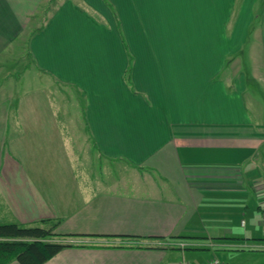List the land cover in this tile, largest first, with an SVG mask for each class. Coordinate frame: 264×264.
<instances>
[{
    "label": "crops",
    "instance_id": "1",
    "mask_svg": "<svg viewBox=\"0 0 264 264\" xmlns=\"http://www.w3.org/2000/svg\"><path fill=\"white\" fill-rule=\"evenodd\" d=\"M219 4L232 5L229 19L244 22L242 36H246L253 22H258L253 29L257 43L250 50L249 74L244 73L242 61L235 60L234 55L228 58L232 60L230 63L225 60L216 70L212 64L204 65L199 57L194 61L193 74L181 71L186 69V63L171 67L180 71L170 73L176 86L170 82L168 73L160 91L152 89L148 96L137 87L136 92H131L123 80V72L117 83L106 78L111 64L89 61L92 50L86 43L93 29L91 36L103 40L104 32L109 37L122 35L120 22L128 20L136 24L146 22L151 36L166 37L169 33L165 25L157 26L158 22L179 20L184 35L195 28L196 22L217 20ZM241 14L246 17L238 19ZM108 19L114 24H109ZM150 22H154V27L153 24L150 27ZM198 27L195 33L201 34ZM28 28L31 31L24 42L29 45L18 47L23 41L19 37ZM231 33L233 23L227 35ZM148 51L154 53L155 49ZM21 52L27 53L31 67L34 64L39 77L44 75L45 81L51 82V88L60 82L67 85L68 90L60 86L66 92L62 100L75 96L70 87H75L76 94L87 97L81 116L88 122L76 131L86 135L88 130L89 137L90 133L95 135L96 141L90 139L91 155L97 150V156L88 160L90 165L94 169L101 163L107 169L115 164L124 168V173L75 172L73 183L65 189L61 187V191L56 183L41 190V184H34V178L31 180L29 176L27 185L17 177L19 198L15 205L19 216L27 212L25 205L33 198L45 203L50 212L39 219L53 218L56 214L55 218L61 220L58 233L90 235L75 242L89 246L67 247L45 264H168L171 255L168 248L153 246L181 234L198 236L185 241L203 245L205 241L214 249L249 247L264 251L260 185L264 176V0H0V75L17 67L15 63L20 60L17 54ZM236 68V73L229 71L224 75L228 69ZM47 69L55 70L54 78L51 73L47 78ZM148 70L145 80L152 83L150 76L154 79L155 75L152 64ZM28 83L27 88L23 77L18 78L17 98L12 101L31 100L36 106L31 108L30 103L29 109L15 112L17 105L12 110L11 104L8 110L0 109V116H9L11 111L16 118L41 115L37 96L42 89L30 80ZM4 84L2 81L0 87ZM25 86L27 91L22 92ZM123 89H126L124 98L116 95ZM98 104L101 108L96 107ZM56 105L47 108V112L59 116ZM66 106L71 105L66 101ZM76 108L72 105V111ZM15 126L16 131L11 132L6 124L1 134L16 133L20 144L30 125L25 119H18ZM36 127L39 125H33L32 129ZM70 129L75 131L73 126ZM106 132L113 133L114 139L108 146L100 140ZM7 134L2 140H7ZM6 160L0 157V168L8 163ZM29 161L39 163L40 159ZM85 162L89 163L83 160L81 164ZM20 171V175H13L25 177L27 172ZM3 174L0 179L11 177ZM33 174L41 176L35 171ZM25 220L31 221L29 217ZM136 244L151 247H132ZM180 255L181 252L174 258ZM9 264L20 263L14 260Z\"/></svg>",
    "mask_w": 264,
    "mask_h": 264
},
{
    "label": "rangeland",
    "instance_id": "2",
    "mask_svg": "<svg viewBox=\"0 0 264 264\" xmlns=\"http://www.w3.org/2000/svg\"><path fill=\"white\" fill-rule=\"evenodd\" d=\"M217 7L219 12V17L217 20H202L198 22V24L196 22V26L194 25L195 23L192 22V25L195 26V28H197V25H199L198 28H200L199 32H202L201 34L197 31L195 33V28L191 29L190 31H186V34L184 35L181 34V22H179V20H168L167 22H158V24L157 22H155L157 26L159 24L165 25L164 28L167 29L166 31L167 33H169V35L166 37L163 35L151 36V33H149L151 31H148L150 29L148 27L149 24L147 26L146 22H140V26V24L132 23L128 20L120 22L122 35L118 33L119 35L116 34L113 37H109V34L104 32V34H106V38L103 40L91 36L92 32L94 31L93 29L91 30V32L89 31L86 43L89 46L90 50H92L88 54L89 61L96 64H111L112 68L106 70V78L113 79L117 83L119 81V76L121 75L120 72H123V80L127 82L128 87H130L129 90H131V92H136L137 90L146 91L148 93V96L149 94H151V92H153L152 89H154L155 91L157 90V92L160 91L162 84L164 85L166 83L165 80L167 79L168 73L170 82L176 86V83L173 82V78L170 73L180 71L177 69H172L171 67L178 65L183 66V63H186V69L183 70L181 68V71H183L186 75L193 74L194 61L197 58L199 59V57H201V60L204 61V65L212 64L211 67H214L215 69V67L219 68L222 62L228 60V58L234 55V57H237L235 58V60L242 61L244 65V73L249 74L252 63V59L249 57L250 50L252 49L253 45L257 43V37L255 36V32L253 29L258 22H253L251 24V28L247 30L246 36H242V25L244 22H242L240 18L245 15L241 14L238 17V19H240V22L238 20L231 22L229 17L231 15L232 5L219 4ZM239 9L240 8H238V10ZM96 18H98V16H96ZM107 21L109 24H114L113 20L108 19ZM41 23L45 22L41 21ZM186 23L189 24V22ZM232 23L234 33H231L230 36L227 35V33L232 30ZM152 24L154 27V22H150V27H152ZM225 30H227L228 32L225 33ZM30 31V28L26 29L25 34L19 37L20 40H23L20 45L15 42V44L19 45L18 47H22L26 44L29 45L28 43H25L24 40L28 33H30ZM162 34H165V31H163ZM30 39L31 37L29 36L28 40ZM204 47H207V49L205 50ZM216 47H218L219 50L216 49ZM150 49H155L154 53H149L148 50ZM237 49H239V52H237ZM197 50L201 51L199 52L200 55L197 53ZM17 56L20 57L19 62L15 63L17 67L15 69H6V71L2 75H0V84L2 83V81L6 83L2 87H0V109L4 108L5 110H8L9 106L12 104L11 109L14 110L17 105L18 109L15 110V112H19L20 108L29 109L31 105L30 103H32L31 108L36 106L35 102H31V100H25L22 103L17 102V100L12 101L13 97L17 98L18 90L16 91V89L18 88V78L23 77V79L25 80V84L27 83V88L29 87L28 82L30 80L31 84H36L39 88L42 89V91H40L41 94L37 96L39 99V106L37 107H39V110L41 109L38 112H40L41 115L38 117L29 115L26 117L22 116L20 118H16V116L14 117L13 111H11V113H9V116L7 115L8 117L0 116V157L3 160H6L7 158L6 161H8L7 164H4V168H0V175L3 177V172H6L11 176L9 179H0V202H2V205H0V223L15 221L23 226H37L41 224L40 222H38L41 220V218L39 219L41 215L50 214L48 206L44 205L45 203L40 201L35 202V199L32 198L31 201L29 200L25 205V210H27V212L20 213L19 216L15 205V203L18 202L19 198V192L17 191V188H19V181L17 177L21 178L23 183L27 182V185L30 182V178L31 180L34 178V184H41V190L42 188L45 189L44 187L48 186L49 184L56 183L60 187L59 189L61 191V187L64 186L63 189H65L69 184L71 185L73 183L72 178L75 172L77 174L95 171H112L114 173H124V168L115 164L112 168L107 169L106 164L101 163L100 167H95L94 169L93 166L90 165V162L88 160H93L94 158L96 159L97 156V154L95 153L97 152V150H94V154L91 155V152L93 151L91 149V140H93V138L95 140V135L90 133L89 137L88 130L86 131V135L82 134L81 130H79V133L76 131V128H80L83 123L84 125H87L88 122L87 118L81 116L84 113V106L85 104H87L86 102H88L87 97L85 95L81 96L79 94H76L75 87H70L72 94L75 96L72 97L73 99L68 96V100H66V98H64L65 100H62L61 97L66 96V92L64 89L68 90V87L65 83L60 82L58 86L54 84L52 87V92L51 82H46L44 75L43 77H39L37 69L33 68L34 64L31 67L32 61L31 59L27 58V53L21 52L17 54ZM228 61L229 62L227 63H230L232 60L230 59ZM151 64L152 69H154L155 75L154 79H152V76H150V80H152V83H149L150 81L147 82L145 79L147 77L146 71L148 69L151 70ZM148 65L149 67L146 68V66ZM42 66H45V64H43ZM29 67L31 68L29 69L28 73L23 75V72L27 71ZM47 71H49L47 74V78H49L50 73L52 74V78H54V75L56 74L55 70L47 69ZM229 71H233V73H236L238 70L237 68L234 70L228 69L224 72V75ZM8 73L10 74L8 75ZM4 76L6 78L3 80ZM136 81L137 86L135 85ZM45 82L46 84H44ZM26 86L25 89L23 88L22 92L27 91ZM60 86L65 88H60ZM184 91L188 93L186 87L184 88ZM125 92L126 89H123V92L117 91L115 93L116 95L124 98ZM28 95L30 96V93ZM51 99H54V101H51ZM66 101L71 105L70 107L66 106ZM54 103L58 104L56 106L59 112V116L52 115L48 113L49 111L47 112V108H50ZM116 103L121 104V102L119 101H116ZM21 105L24 107H22ZM72 105L77 106L74 111H72ZM96 107L101 108V105L98 104L96 105ZM69 110H71L70 113ZM75 113H78L80 116H73ZM18 119H25L26 124L30 125V127H28V129H26L25 131L26 135L22 137L23 139H21L22 142L19 144L16 133H11L10 135V132L8 134L5 133L8 136L7 140L6 138V141L2 140V137H6V135H2L1 130H3L7 124L11 132L16 131L15 125H17L18 123ZM37 124L39 125V127L32 129V126ZM108 124L111 123L109 122ZM71 126L74 127L75 131H72L71 129L68 130L69 128H71ZM83 135L85 136L84 138ZM112 136L113 133L108 132L105 133V137L102 136L100 140L101 142H103L104 146L112 144L114 140ZM73 137L76 138L73 140V142H71V139ZM30 158H38L40 159V162L34 163L33 161H29ZM80 159L86 160L89 163L85 162L84 164H81L83 160ZM19 160L20 163L18 162ZM18 170H21L20 173L27 172L28 175L25 174V177L13 175L15 173L17 174ZM34 171L37 173H41V176H39V178L34 177ZM125 172L127 171L125 170ZM18 175L20 174L18 173ZM25 187V189L27 190V186ZM28 190L26 192H28ZM49 193L50 186L46 189V194L48 195ZM31 195L37 199L36 194H32L31 192ZM27 198L30 197L27 196ZM6 201H9V204ZM43 205L45 206V208L43 207ZM21 216L24 219H19V217ZM55 216L56 214H53V218L47 219L59 221L58 224L60 225L61 220L59 218H55ZM27 217H29V219L31 220L30 222L25 220L27 219ZM82 237L84 236H57L53 237V239L75 243L76 239L79 240L78 238ZM203 243L204 246L201 247H208L205 246L207 242L204 241ZM168 250L171 254L170 259L168 260V264L173 263L174 261L176 262L173 264H178L185 260L198 264H204L214 257H218L223 264H232L234 263V259L236 260V264H264V259H262L264 258V251L249 247L238 250L219 248L214 249L210 247L187 249L171 247L168 248ZM180 252L181 255L177 258H174V256L179 255Z\"/></svg>",
    "mask_w": 264,
    "mask_h": 264
},
{
    "label": "trees",
    "instance_id": "3",
    "mask_svg": "<svg viewBox=\"0 0 264 264\" xmlns=\"http://www.w3.org/2000/svg\"><path fill=\"white\" fill-rule=\"evenodd\" d=\"M38 222L41 224L37 226H23L15 221L0 223V264H9L14 260L20 264H45L67 247L89 246V244H76L53 239V237L57 236H90L89 234H60L56 231L59 221L46 218ZM193 238L199 237L181 234L170 236L168 240H187ZM132 247L151 246L136 244L132 245ZM153 247L171 248L165 245H154ZM187 248L206 247L189 246L185 249Z\"/></svg>",
    "mask_w": 264,
    "mask_h": 264
},
{
    "label": "built area",
    "instance_id": "4",
    "mask_svg": "<svg viewBox=\"0 0 264 264\" xmlns=\"http://www.w3.org/2000/svg\"><path fill=\"white\" fill-rule=\"evenodd\" d=\"M261 187H262L261 198H262V203H263V208H264V176L261 178ZM157 244L158 245H165V246L172 247V248H175V247L186 248L189 246H204L203 244H199L196 242L191 243V242H188L185 240H161V241H158ZM206 246H208V245H206ZM178 264H190V263L185 260V261L180 262ZM204 264H223V263L221 262V260L218 257H214Z\"/></svg>",
    "mask_w": 264,
    "mask_h": 264
}]
</instances>
